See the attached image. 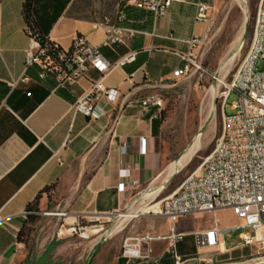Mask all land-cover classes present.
Wrapping results in <instances>:
<instances>
[{
	"label": "crops",
	"instance_id": "1",
	"mask_svg": "<svg viewBox=\"0 0 264 264\" xmlns=\"http://www.w3.org/2000/svg\"><path fill=\"white\" fill-rule=\"evenodd\" d=\"M222 1L205 0L210 20L198 21L196 0H172L167 14L154 23L150 11L132 6L124 8L121 20L119 0H34L40 31L63 50L83 35L113 65L135 55L104 79L106 87L119 90L117 101L103 96L89 117L75 112L73 105L101 74L90 68L78 82L62 85L59 72L45 61L27 66L30 35L24 0H0V264H205L188 234L213 222L189 230L182 217L177 220V231L187 233L176 245L180 261L169 240L143 243V259L117 253L125 237L169 235L172 223L166 217L140 216L123 233L93 239L74 234L72 226L134 208V201L175 173L169 177L173 162L163 148L160 111L143 101L161 96L182 79L174 71L188 64L191 52L195 60L202 57L203 42L221 50L242 45L246 29L239 41L232 31L228 37L224 27H213L212 10ZM104 25H121L132 33L124 43L105 45ZM215 60L220 65L224 55ZM45 187L50 189L43 191ZM39 193L41 217L26 245L18 234L27 204ZM61 211L67 215H58ZM54 216L63 222L52 220ZM234 220L240 222L236 216Z\"/></svg>",
	"mask_w": 264,
	"mask_h": 264
},
{
	"label": "built area",
	"instance_id": "2",
	"mask_svg": "<svg viewBox=\"0 0 264 264\" xmlns=\"http://www.w3.org/2000/svg\"><path fill=\"white\" fill-rule=\"evenodd\" d=\"M172 0H119L120 19L126 18L124 8L128 6L145 9L152 13L154 23L169 11ZM197 20L209 21V5L205 0H196ZM106 30L105 45L124 43L132 30L121 25H104ZM30 46L26 51V65L41 63L52 65L61 77V84H74L87 76L90 68L96 69L100 78L73 105L75 112L91 117L103 96L116 102L120 92L109 88L104 79L117 66L125 65L134 59V54L121 58L116 65L111 64L101 53L100 48L91 45L85 36L78 35V53L60 49L57 60L44 57L37 35L27 25ZM197 41V40H196ZM196 41L193 42L195 46ZM59 48L55 44V49ZM264 4L256 11L253 34L248 51L232 79L222 82L224 90L219 94L223 99L222 134L214 149L206 156L195 172L191 173L182 184L169 196L154 205H147L148 214L166 217L172 223L169 235H143L127 238L123 245V254L129 259H139L142 244L154 239L169 240L177 261L181 257L176 253L177 243L187 233L176 229L179 218L206 212L229 210L240 222L223 227L219 218H215L210 228L192 232L198 248L221 249L225 245L224 232L241 230L239 238L243 246H256L264 250ZM193 67L201 68L191 52L188 64L174 71L176 78L184 77ZM220 81L219 79H217ZM13 85L15 82L12 83ZM235 93L238 98L231 105L232 113H227L225 106L228 98ZM143 105L157 107L161 112L163 99L152 95L143 101ZM57 156V153H55ZM60 160V158H59ZM126 174V173H125ZM137 201H134V205ZM126 209L124 212H130ZM66 216V212H57ZM138 210L134 218L144 215ZM1 220V216H0ZM79 226V225H77ZM77 227H72L76 231ZM80 230L84 229L79 227Z\"/></svg>",
	"mask_w": 264,
	"mask_h": 264
},
{
	"label": "rangeland",
	"instance_id": "3",
	"mask_svg": "<svg viewBox=\"0 0 264 264\" xmlns=\"http://www.w3.org/2000/svg\"><path fill=\"white\" fill-rule=\"evenodd\" d=\"M259 1L262 0H223L216 9H213L212 13L216 15L213 22L214 29L217 30L220 27H224V33H227V36L230 37L231 35L229 36V33L232 31L236 39L240 36L245 17H247L246 31L243 35L241 47L238 50H221L217 44L203 42L199 53L203 52L204 55L196 58L201 68L193 67L188 75L179 81H175L171 88L161 93L163 99L161 112L163 113L166 138V144L163 148L168 150L173 163L178 161L194 144L197 146V151L189 163L181 168L170 182L167 184L159 183L157 185L160 186L163 184L164 187L156 196L149 190V192L145 193L144 198H140L134 204L135 207L130 212L138 210L143 212L148 208L147 205H154L171 195L191 173L198 170L206 156L214 149L222 134L223 99L219 96L224 90L222 82L232 79V75L236 72L248 51L257 11L256 4ZM245 8L248 11L247 16L245 14ZM221 54L224 55V60L219 65L215 58ZM263 66L264 63L261 64V68ZM48 67L52 71H55L52 66L48 65ZM213 87L217 88V94L213 99L214 108L211 110ZM237 98L238 96L235 93L230 95L225 106L227 113L233 112L231 111V105ZM164 178L165 175L163 176ZM151 216L154 215L148 214V212L142 215V217ZM54 217L52 220L58 223L63 222L60 219L63 217ZM182 218L189 230L196 229L199 226L206 227L215 218L220 219L223 227L232 225L235 222L234 216L229 210L192 214ZM134 219L137 218L133 217L128 221H124L120 217V214H114L109 218H99V220L91 222H82L79 226L76 225L77 229L73 233L83 238L92 235V239L106 233L117 235L123 233L124 227ZM38 222H36L35 229L32 231V239L36 233ZM79 227H83L84 229L80 230ZM240 232L241 230L225 231L223 238L227 246H224V248L221 247L218 250L214 248H202L201 255L206 259L204 263L264 264V250L256 246H243L239 239ZM188 236H193V234L190 233ZM126 239V237L123 238L121 247L117 249V253L123 256V245Z\"/></svg>",
	"mask_w": 264,
	"mask_h": 264
},
{
	"label": "trees",
	"instance_id": "4",
	"mask_svg": "<svg viewBox=\"0 0 264 264\" xmlns=\"http://www.w3.org/2000/svg\"><path fill=\"white\" fill-rule=\"evenodd\" d=\"M33 2L34 0H24L23 2V15L25 18V21L27 25H29L32 29V31L37 35L38 40L40 41L42 48L46 49V53L44 57H50L52 60H57L58 52L61 47L55 49V43L51 42L47 34H44L43 32L40 31L39 26L33 17ZM161 114V120H163V113L160 112ZM50 187H45L44 190H48ZM39 198H40V193L35 197V199L31 202H29L26 206V217L23 222V225L20 229V232L18 234V240L20 242L25 243L28 245L32 241V231L35 229V224L36 222L39 221L40 219V214L39 212L40 207H39Z\"/></svg>",
	"mask_w": 264,
	"mask_h": 264
},
{
	"label": "bare ground",
	"instance_id": "5",
	"mask_svg": "<svg viewBox=\"0 0 264 264\" xmlns=\"http://www.w3.org/2000/svg\"><path fill=\"white\" fill-rule=\"evenodd\" d=\"M245 3V2H244ZM247 8H245V14H246V16H247ZM246 24H247V17H245V20H244V25H243V29H242V31H241V34H240V36H239V41H241V37H242V35H243V33H244V30L246 29L245 28V26H246ZM236 46V45H235ZM241 47V46H240ZM237 48V47H236ZM238 49H239V47H238ZM237 49V50H238ZM71 53H78V40H75V42H74V44H73V46H72V48H71ZM216 94H217V88L216 87H213L212 88V101H211V110H213V99L215 98V96H216ZM212 115V114H211ZM211 117V116H210ZM196 151H197V146L194 144V145H192L189 149H188V151L178 160V161H176L175 163H173V165L172 166H170V170H169V177L174 173V172H176V171H179L181 168H183V167H185L188 163H189V161L191 160V158L194 156V154L196 153ZM166 177V176H165ZM168 178V177H167ZM165 180V179H164ZM163 180V181H164ZM167 180V179H166ZM164 186H163V184H161L160 186H158V187H155V188H153V189H151V193L154 195V196H156L160 191H161V189L163 188ZM149 192V191H148ZM148 210H149V208H147L146 210H144L143 211V213H147L148 212ZM137 212L138 211H131V212H129V213H122V214H120V217H122L123 219H124V221H128V220H130L131 218H133V217H135L136 216V214H137ZM120 224V223H119ZM122 226V225H121ZM124 226V225H123ZM116 230H117V228H116ZM88 231H90V229H88ZM222 248H224V245H222L221 246ZM248 263H250V262H248Z\"/></svg>",
	"mask_w": 264,
	"mask_h": 264
},
{
	"label": "water",
	"instance_id": "6",
	"mask_svg": "<svg viewBox=\"0 0 264 264\" xmlns=\"http://www.w3.org/2000/svg\"><path fill=\"white\" fill-rule=\"evenodd\" d=\"M177 172V171H176ZM176 172L170 177V179H168L167 181H166V183H164V184H167L168 182H170L171 181V179L174 177V175L176 174Z\"/></svg>",
	"mask_w": 264,
	"mask_h": 264
}]
</instances>
